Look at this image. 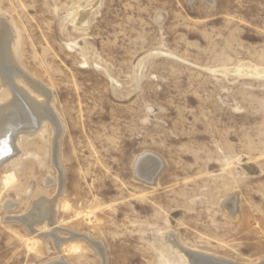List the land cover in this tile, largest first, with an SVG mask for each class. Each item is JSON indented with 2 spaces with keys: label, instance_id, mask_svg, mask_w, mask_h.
Here are the masks:
<instances>
[{
  "label": "rangeland",
  "instance_id": "rangeland-1",
  "mask_svg": "<svg viewBox=\"0 0 264 264\" xmlns=\"http://www.w3.org/2000/svg\"><path fill=\"white\" fill-rule=\"evenodd\" d=\"M0 20V105L50 111L0 169V264H264V0H0ZM41 201L47 228L25 221Z\"/></svg>",
  "mask_w": 264,
  "mask_h": 264
},
{
  "label": "bare ground",
  "instance_id": "bare-ground-1",
  "mask_svg": "<svg viewBox=\"0 0 264 264\" xmlns=\"http://www.w3.org/2000/svg\"><path fill=\"white\" fill-rule=\"evenodd\" d=\"M0 33H2V37L0 38L2 40L0 43V71H1L4 69V67L7 66V64H9V62L10 63L12 62V59L9 55V41H10L11 36L9 33V29L5 26L4 20H0ZM6 69H8V68H6ZM11 75H12V73H11ZM17 75H18V73H17ZM6 86H7V83H6ZM9 86H10V84H9ZM16 89L18 90V88H16ZM17 90H16L17 93L15 94V98L12 102L5 104V105H0V169L2 168L4 163H6L9 159L14 158L18 154L19 144H17V141H16L18 136H20L21 134H24V133L30 134L31 132H33L37 129L39 130V127H41L43 124L46 123V120H48V115L50 114V111L47 110L44 103H35L34 101H32L31 98H29L28 96H25L21 92V90L20 91L19 90L17 91ZM51 123H52V121H51ZM145 156H150V154H146V155H144L138 159V161L136 163V170H137V173H141L144 177H148V176H150L152 171H154V169L156 168V166L158 164H161V166H162V162H160L159 159L156 157H155L156 159L153 160V162L151 161L152 159L146 160V159H144ZM54 205H55V203L54 204H47L44 202L42 203V201H41V204L36 205V207L33 210V213L31 215L27 216L25 221L27 223L31 224V223H34L35 220H39V222L44 224V226L46 228H47V226L53 225L54 224V216H55ZM8 207H10V205H8V204L5 205V208H8ZM56 232L57 231L54 230L52 232L53 234H50V237H52V238L54 237L53 238L54 240H56V238H57V236L55 235ZM179 252L186 258L188 264H212L211 262H215V260L227 262L229 264H233V262L215 257L213 255H209V254H206L203 252H195V253L199 254L201 256V258H196V257L192 258L189 255V253L192 251L187 250L185 248H181V247H179ZM203 257H210L213 259H211L212 260L211 261L210 259H206Z\"/></svg>",
  "mask_w": 264,
  "mask_h": 264
},
{
  "label": "water",
  "instance_id": "water-1",
  "mask_svg": "<svg viewBox=\"0 0 264 264\" xmlns=\"http://www.w3.org/2000/svg\"><path fill=\"white\" fill-rule=\"evenodd\" d=\"M144 159H153V160H155L156 158L155 157H153V156H145V158ZM141 163V162H140ZM162 166H161V164H158L157 166H156V168L154 169V171H152V173L150 174V176H148V177H145V179L147 180V181H149V182H152L153 180H154V178L156 177V175H157V173L159 172V170H160V168H161ZM189 255L193 258H201V256L199 255V254H197V253H195V252H190L189 253ZM203 258H206V259H213V258H210V257H203ZM212 261V260H211ZM212 264H229V263H227V262H223V261H216L215 260V262H211ZM233 264H235V263H233Z\"/></svg>",
  "mask_w": 264,
  "mask_h": 264
}]
</instances>
